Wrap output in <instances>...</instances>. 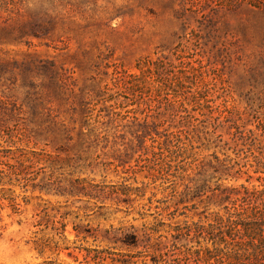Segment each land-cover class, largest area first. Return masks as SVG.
Segmentation results:
<instances>
[{"label":"rangeland","instance_id":"obj_1","mask_svg":"<svg viewBox=\"0 0 264 264\" xmlns=\"http://www.w3.org/2000/svg\"><path fill=\"white\" fill-rule=\"evenodd\" d=\"M0 134V264H187L264 189V0H0Z\"/></svg>","mask_w":264,"mask_h":264},{"label":"trees","instance_id":"obj_2","mask_svg":"<svg viewBox=\"0 0 264 264\" xmlns=\"http://www.w3.org/2000/svg\"><path fill=\"white\" fill-rule=\"evenodd\" d=\"M5 137L0 134L1 140H5ZM2 176L3 171L0 170V186L3 183ZM58 224L60 227L54 224L52 231L62 237L65 243L67 224ZM74 231L76 237L92 232L89 227L79 225L74 226ZM197 235L198 239L201 238L198 241L200 248L194 252L195 258L187 264H264V189L251 193L246 191L242 205L234 206L226 217H217L209 229L200 228ZM35 249L43 255L47 251L59 253L70 247L53 237L40 239L35 243ZM92 261L101 263L104 259L96 255Z\"/></svg>","mask_w":264,"mask_h":264}]
</instances>
